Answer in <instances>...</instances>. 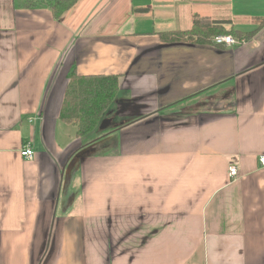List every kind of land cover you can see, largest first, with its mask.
Instances as JSON below:
<instances>
[{
  "label": "crops",
  "instance_id": "0c3cea01",
  "mask_svg": "<svg viewBox=\"0 0 264 264\" xmlns=\"http://www.w3.org/2000/svg\"><path fill=\"white\" fill-rule=\"evenodd\" d=\"M51 1L0 0V264H264V0ZM73 67L119 76L83 137Z\"/></svg>",
  "mask_w": 264,
  "mask_h": 264
},
{
  "label": "trees",
  "instance_id": "16d2710c",
  "mask_svg": "<svg viewBox=\"0 0 264 264\" xmlns=\"http://www.w3.org/2000/svg\"><path fill=\"white\" fill-rule=\"evenodd\" d=\"M79 0H54L49 3L55 19L73 8ZM262 26L264 18L261 19ZM256 32L246 34L251 37ZM217 35L234 36L243 39V35L235 30H224L220 27L201 26L195 22L189 31L160 33L162 41L172 45L175 43L209 44ZM67 87L60 110V119L76 128V136L89 135L104 117L119 93V76L89 74L83 75L71 68L67 75Z\"/></svg>",
  "mask_w": 264,
  "mask_h": 264
},
{
  "label": "built area",
  "instance_id": "2783aa9c",
  "mask_svg": "<svg viewBox=\"0 0 264 264\" xmlns=\"http://www.w3.org/2000/svg\"><path fill=\"white\" fill-rule=\"evenodd\" d=\"M213 42L215 45H226V46H237V45H241L243 43H245L244 39H240V38H236L234 36H224V35H217V37H215L213 39ZM20 155L23 158L26 159H33L34 156V150H33V143L30 141H27L24 143L22 149L20 150ZM260 163L262 164V166H264V156H262L260 158ZM238 173V169L237 167H230L229 168V177L230 178H235L237 176Z\"/></svg>",
  "mask_w": 264,
  "mask_h": 264
}]
</instances>
